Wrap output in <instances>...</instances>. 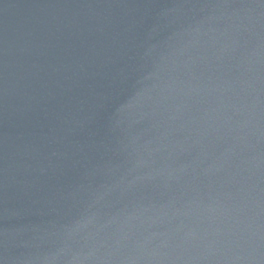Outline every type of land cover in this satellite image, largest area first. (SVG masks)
<instances>
[{
    "label": "water",
    "instance_id": "95a60500",
    "mask_svg": "<svg viewBox=\"0 0 264 264\" xmlns=\"http://www.w3.org/2000/svg\"><path fill=\"white\" fill-rule=\"evenodd\" d=\"M0 264H264V0H0Z\"/></svg>",
    "mask_w": 264,
    "mask_h": 264
}]
</instances>
